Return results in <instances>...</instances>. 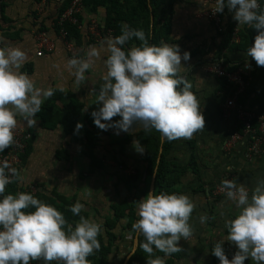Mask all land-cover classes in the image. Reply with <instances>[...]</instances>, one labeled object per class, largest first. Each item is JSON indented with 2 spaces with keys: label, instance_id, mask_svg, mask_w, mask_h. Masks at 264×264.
<instances>
[{
  "label": "crops",
  "instance_id": "0c3cea01",
  "mask_svg": "<svg viewBox=\"0 0 264 264\" xmlns=\"http://www.w3.org/2000/svg\"><path fill=\"white\" fill-rule=\"evenodd\" d=\"M65 5L66 0H0V37H3L0 47L24 50L28 58L19 71L33 78L38 88L56 89L51 98L44 100L35 126L28 127L22 117H17L18 128L26 134L28 147L17 168L23 179L12 183L15 187L10 186L12 194H33L57 210L71 208L76 202L83 204L80 215L100 223L105 244L112 243L108 264H128L138 233L128 228V212L120 219L121 211L116 213V208L133 206L135 215L131 220L135 223L139 219L138 202L151 192L154 179V192L156 189L165 138L160 134L161 158L158 156L157 166L150 175L147 154L154 140L148 144L143 134L153 135L157 131H145L140 124L134 125L132 132L116 134L118 130L114 128L103 131L94 124L91 113L99 108L96 96L106 74L107 52L102 49L107 38L119 36L122 24L143 29L150 45L176 44L181 55L191 54L189 61L182 60L179 75L192 84L191 90L199 99L206 121L205 129L194 133L190 139L172 141L167 155V162L178 173L174 175L176 194L188 195L196 208L190 221L194 228L192 237L178 243L184 251L170 256L160 252L159 257L164 258L166 264H221L212 250L216 242L226 238L225 222L235 219L239 210L226 195H216L215 189L222 186L225 179H236L238 184L246 185L251 195L257 181L264 179V153L249 159L247 136L242 135L231 147H226L242 128L236 109L224 112L230 97L229 87L210 72L217 60L224 59L227 70L242 68L243 76L251 81L252 73L259 66L247 56L248 49H237L236 45L242 43L240 36L236 42L230 33L235 46L222 47L225 33L235 27L240 33L245 26L238 27L234 12L225 7L222 16L228 28L219 32L206 17L212 6L209 0H83L82 28H77L79 39L68 36L72 44L69 46L60 36L57 25ZM92 21L99 24L101 38L90 37ZM41 33L47 35L54 50L38 56ZM140 43L133 39L123 48L127 51ZM90 47L101 50L100 55L85 72V80L76 86L75 69L68 66V61L85 58ZM246 65H252L254 70L248 71ZM60 88L64 91H59ZM49 103L51 109L47 110ZM120 119L115 117L111 123ZM78 123L84 127L76 133ZM136 140L144 147L143 154L134 148ZM31 187L35 190L31 191ZM202 214L208 216L203 224L199 219ZM109 235L115 238L110 239ZM223 248L230 260L238 251L237 246L227 240ZM245 264L255 262L249 258Z\"/></svg>",
  "mask_w": 264,
  "mask_h": 264
},
{
  "label": "clouds",
  "instance_id": "9594fccd",
  "mask_svg": "<svg viewBox=\"0 0 264 264\" xmlns=\"http://www.w3.org/2000/svg\"><path fill=\"white\" fill-rule=\"evenodd\" d=\"M225 7L234 12L238 27L247 25L257 31L254 45L246 54L257 66L264 67V11H260L258 0H215V13H222ZM133 39L140 41V45L125 51L123 46ZM102 50L107 52L106 74L96 96L99 108L91 113L99 129L114 128L119 134L132 132L133 126L140 124L145 131L155 129L170 141L190 139L205 129V117L191 90L192 84L179 75L182 60L191 59L189 52L181 55L176 44L150 45L143 29L127 24L121 25L119 36L107 38ZM100 51L90 47L85 58L68 61V66L75 69L76 86L85 80V72ZM27 58L19 47H0V153L16 143L17 117H22L28 127L35 126L44 100L56 91L51 86L36 87L33 78L19 71ZM115 117L122 119L111 123ZM83 127L78 123L76 133ZM133 146L138 153L145 151L139 140ZM22 179L7 160L0 163V264H30L35 260L45 264H91L88 257L101 248V224L81 216L84 205L79 202L70 208L73 215L80 217L73 227L61 211L33 194H6V186ZM222 188L239 211L235 219L225 222L228 234L215 243L212 254L221 264H245L249 258L255 264H264V179L257 181L251 195L246 185L238 184L236 179L223 180ZM32 208L35 211H29ZM195 208L196 204L185 194L149 192L138 202L139 219L132 230L144 237L145 242L139 246L148 257L157 251L166 256L184 251L178 243L181 239L187 241L194 233L190 221ZM199 219L203 224L208 216L202 214ZM225 240L238 248L231 260L223 248ZM135 252L134 248L131 254ZM147 264L166 262L156 256L148 258Z\"/></svg>",
  "mask_w": 264,
  "mask_h": 264
},
{
  "label": "built area",
  "instance_id": "2783aa9c",
  "mask_svg": "<svg viewBox=\"0 0 264 264\" xmlns=\"http://www.w3.org/2000/svg\"><path fill=\"white\" fill-rule=\"evenodd\" d=\"M211 3V9L206 13V17L213 21L214 25L217 27L219 32H225L228 26L224 24L222 13H215L213 5L215 0H209ZM259 3V1H258ZM260 5V3H259ZM83 0H72L70 5L59 15L57 19V25L59 27L60 36L67 40L68 31L66 29L67 25L75 26L77 28H82L80 21V13L82 11ZM90 37L101 38V31L99 24L96 21H92L89 26ZM234 41H239V29L233 28L231 32ZM67 44L72 45L68 40ZM38 45L40 51L38 56H42L45 51L52 53L53 45L50 43L47 35L41 33L38 36ZM248 71L254 70V67H245ZM244 70L238 68L234 72H229L226 70L224 59L217 60L213 66L210 67V72L213 73L218 78L226 79L229 85L235 86V91L227 99L224 107V112L227 114L231 110L236 109L238 113V120L241 125L242 131L237 132L231 138V141L226 143V147H231L237 139L242 135L247 136L249 140L247 157L251 159L253 156L261 155L264 153V113L259 112L257 109H250L241 106L238 103V97L244 93L248 83L246 82L243 74ZM16 143L10 147L7 151L0 154V163L7 160L11 167L18 168L22 159V155L26 153L28 147L27 136L22 129L15 130ZM7 171V170H6ZM31 191H34V187H31ZM216 195H226V190L219 186L215 189ZM230 260V259H229ZM62 262L53 261L50 264H59ZM30 264H42L41 260L30 261Z\"/></svg>",
  "mask_w": 264,
  "mask_h": 264
},
{
  "label": "trees",
  "instance_id": "16d2710c",
  "mask_svg": "<svg viewBox=\"0 0 264 264\" xmlns=\"http://www.w3.org/2000/svg\"><path fill=\"white\" fill-rule=\"evenodd\" d=\"M258 1L261 4L260 11H264V0H258ZM71 2H72V0H66V5H65L64 9L62 10V12L70 5ZM94 3H97V2H94ZM66 29L68 30V34L70 37L79 39V33L77 31V27L67 25ZM230 33H231V29L229 30L228 33H225V34H227V36L224 38L223 44H222V47L224 49H227V48L230 49V48H233V46H235L233 43H231ZM257 34L258 33L255 29L245 25V27L243 29H241V31L239 33V36L242 40V43L239 45H236L237 49L238 50L239 49H241V50L242 49L243 50L249 49L252 46L253 42L255 41V36ZM237 69H238V67H235V68L233 67V68H229L227 70V67H226V70L229 72H234ZM223 80H224L225 86H228L230 91H231L230 95H232L233 92L235 91V86L232 84L229 85L226 79H223ZM245 80L248 83V85H247L244 93L238 97V103L245 108H250V109L256 108L259 112L264 113V67H258V69L254 73H252L251 81H248L247 78H245ZM50 105L51 104L49 103L47 106V110L51 109ZM67 128H70V127H67ZM94 128L97 129L96 126H94ZM143 136L146 139V141L148 142V144L151 143L152 139L154 140V142L151 144V146L148 147V154H147V161L149 164L148 173L150 175H153L154 170L157 166V160H158L160 148L162 145L160 133L155 132V133H153V135H151L149 133H147V134L145 133V134H143ZM172 141H174V140L170 141V140H167L165 138V141L163 143L162 158L160 160V163L158 165V170H157L156 189H155L156 194H160L161 192H165L168 194H176L177 193V191L174 190L175 185L177 183V181H176L177 178H175L174 175H177L178 173H176L175 170H172V168H171L172 166H170V164L167 162V155L170 151V148L172 147ZM94 146H93V148H94ZM93 148H91V149H93ZM24 155H22L21 159L23 158ZM13 185L10 184L6 187V194H12V190L10 189V186H11V188H15ZM62 208H60L59 211H61L64 214L66 220L69 223L74 224L75 221L79 220V216H75L72 214V212L70 211V207L69 208L64 207L63 209ZM116 210H117L116 213L121 211V212H119L120 219L123 218L128 212V215L130 217L129 223H128V228H132L133 221L131 220V218H132L131 216L133 215V217H134V215H135L133 206L128 208V206H126V205H121V206H118L116 208ZM31 211H35V209L32 208ZM135 220H137V219H135ZM111 237L115 238L114 236L109 235L110 239H111ZM98 239L100 240L101 248L99 251H96V252H94L93 255L89 256L88 259L91 261V264H108V256H109V253L112 251V243L109 242L108 244H105L103 235H100L98 237ZM144 242H145L144 237L142 235H139L137 250H136L135 254L132 255V257L130 258L128 264H147L148 258H156V256H159L160 252L157 251V252H155L154 256L148 257V255L139 246V245L143 244ZM41 261H42V264H45V261H43V260H41ZM59 264H62V263H59Z\"/></svg>",
  "mask_w": 264,
  "mask_h": 264
},
{
  "label": "water",
  "instance_id": "95a60500",
  "mask_svg": "<svg viewBox=\"0 0 264 264\" xmlns=\"http://www.w3.org/2000/svg\"><path fill=\"white\" fill-rule=\"evenodd\" d=\"M161 153H162V149H161ZM159 158H161V155L159 156ZM154 188H155V179H154V181H153V183H152V187H151V192H154ZM138 234H137V238H136V245H135V251L137 250V247H138Z\"/></svg>",
  "mask_w": 264,
  "mask_h": 264
}]
</instances>
